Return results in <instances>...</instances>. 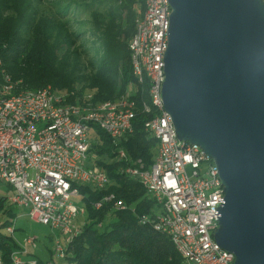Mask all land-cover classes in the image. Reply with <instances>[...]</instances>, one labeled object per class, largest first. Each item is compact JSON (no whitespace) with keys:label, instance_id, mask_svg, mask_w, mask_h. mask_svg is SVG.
<instances>
[{"label":"built area","instance_id":"obj_1","mask_svg":"<svg viewBox=\"0 0 264 264\" xmlns=\"http://www.w3.org/2000/svg\"><path fill=\"white\" fill-rule=\"evenodd\" d=\"M264 3V0H262ZM171 7L169 0H144V10L134 22L128 41L132 75L146 84L147 100L141 103L148 115L144 130L157 140L150 165L141 159L129 161L127 153L116 149V158L126 163L121 172L136 179L157 208L139 216L166 235L182 259V264H234V255L214 240L218 228V208L224 187L213 160L196 144L179 140L162 100L164 54ZM15 87L3 74L0 84V198L12 209L26 207L30 220L47 225L65 237V246L55 240V259H62L66 245L80 232L78 215L85 214L81 186L104 190L109 179L104 170L88 158L91 125L104 131L116 145L131 132L136 105L130 93L117 99L92 103L67 102L64 94L49 86L13 92ZM89 97V96H88ZM11 190L12 194H6ZM103 202L114 210L126 204L113 193ZM82 204L81 202H79ZM134 212V209H131ZM4 227L14 238L16 217ZM9 262L0 264H40L26 258L25 245L18 243ZM54 258V257H53ZM43 264H56L52 261Z\"/></svg>","mask_w":264,"mask_h":264},{"label":"trees","instance_id":"obj_2","mask_svg":"<svg viewBox=\"0 0 264 264\" xmlns=\"http://www.w3.org/2000/svg\"><path fill=\"white\" fill-rule=\"evenodd\" d=\"M137 4L142 5L143 13L144 0L109 1L105 12L92 18L99 32L100 56L83 61L81 57L88 52L76 46L77 35L65 22L46 16L36 19L31 0H0V84L4 74L15 87L13 92L49 86L64 94L67 102L92 103L117 99L127 93L130 82L136 85L130 92L135 117L125 138L114 145L104 131L91 125L88 155L102 156L100 160L94 157L92 163L105 171L109 184L101 191L89 185L80 187L85 220L78 235L66 245L64 257H50L56 264H182L166 235L139 222L140 215L153 214L157 205L136 179L121 172L126 163L116 158L118 147L127 153L129 161L141 159L150 165L157 148V140L143 126L148 119L141 107L147 100L146 84L136 82L130 65L128 41L134 31ZM70 7L72 3H67L64 10ZM107 193L123 200L126 209L114 210L108 202L96 209L94 203ZM4 202L0 198L6 217L0 224L2 229L16 215ZM18 248L16 239L0 229V258L9 262L11 252Z\"/></svg>","mask_w":264,"mask_h":264},{"label":"water","instance_id":"obj_3","mask_svg":"<svg viewBox=\"0 0 264 264\" xmlns=\"http://www.w3.org/2000/svg\"><path fill=\"white\" fill-rule=\"evenodd\" d=\"M162 100L224 187L215 242L264 264V3L169 0Z\"/></svg>","mask_w":264,"mask_h":264},{"label":"rangeland","instance_id":"obj_4","mask_svg":"<svg viewBox=\"0 0 264 264\" xmlns=\"http://www.w3.org/2000/svg\"><path fill=\"white\" fill-rule=\"evenodd\" d=\"M115 0H31L33 5L32 13L35 14L36 19L42 17H49L55 19L58 22L66 23L70 31H73L77 35L76 46H79V49H83L88 52L86 57L82 56L83 61H92L94 58H99L100 51L97 47V40L99 32L93 26V17L104 13L107 9V4ZM67 3H72V7L68 10H64ZM58 9H61L59 14L57 13ZM142 5H134V16L133 22L142 14ZM94 58H93V57ZM136 88V85L130 82L127 86V93H132ZM92 129L89 131L88 139L92 136ZM156 152V147L154 148V153ZM92 153V152H91ZM89 153L88 158L94 160L102 159V156H93ZM106 159L105 161H107ZM6 194H12L11 190H7ZM76 204L82 205L79 203V200H74ZM16 215L22 213V216L16 217L15 222V233L14 239L18 243H22L26 238H33V244L25 245L29 250L30 254L42 261L50 259V257L55 258V240L57 239L59 243L65 246V237L61 235L57 230H53L47 225L33 222L27 216L25 212H28L26 207H20L14 209ZM4 208L0 209V224L6 218L3 214ZM85 215H78L76 218V223L80 226L85 220ZM2 232H5L4 229L0 228ZM30 256V255H29ZM60 262V261H58ZM62 263V261H61Z\"/></svg>","mask_w":264,"mask_h":264},{"label":"crops","instance_id":"obj_5","mask_svg":"<svg viewBox=\"0 0 264 264\" xmlns=\"http://www.w3.org/2000/svg\"><path fill=\"white\" fill-rule=\"evenodd\" d=\"M28 256L26 257V258H34V259H38L37 257H34V256H32L31 254H30V252H29V250H28ZM30 255V256H29ZM46 261H50V259H48V260H46ZM45 261V262H46Z\"/></svg>","mask_w":264,"mask_h":264}]
</instances>
